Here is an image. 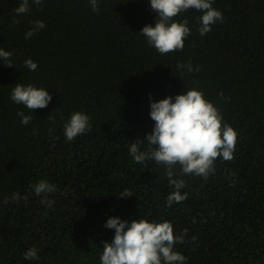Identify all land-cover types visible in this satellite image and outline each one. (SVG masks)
<instances>
[{"label":"trees","instance_id":"trees-1","mask_svg":"<svg viewBox=\"0 0 264 264\" xmlns=\"http://www.w3.org/2000/svg\"><path fill=\"white\" fill-rule=\"evenodd\" d=\"M98 2L93 11L90 0H29L30 12L16 16L21 0H0V49L12 53V67L0 62V264H99L114 236L109 217L171 222L174 235L187 233L174 245L185 264H264V0H213L223 20L204 36L202 13L179 14L191 34L183 50L164 55L139 33L155 23L148 0ZM37 20L45 27L25 39ZM16 84L52 99L31 112L11 100ZM191 89L237 132L234 158H218L206 180L180 176L177 165L187 199L167 206L174 189L166 167L136 163L129 147L152 132L149 97ZM19 111L33 117L29 124ZM74 112L89 117L91 130L67 141ZM41 180L56 186L51 207L32 190ZM125 189L133 196L117 198ZM31 248L38 258L25 260Z\"/></svg>","mask_w":264,"mask_h":264},{"label":"clouds","instance_id":"clouds-1","mask_svg":"<svg viewBox=\"0 0 264 264\" xmlns=\"http://www.w3.org/2000/svg\"><path fill=\"white\" fill-rule=\"evenodd\" d=\"M34 5H41L42 0H31ZM151 10L156 13L154 26L145 25L140 34L146 38L149 47L159 54L181 51L184 40L189 37L191 30L187 19L177 22L175 18L188 10H196L199 17V33L204 36L211 31V26L217 21L222 22L223 14L213 8V0H148ZM93 11H99L98 0H90ZM30 12L29 0H21L15 8L16 16ZM12 24L19 21L14 17ZM34 27L25 33V39L31 38L38 30L45 27L42 21H34ZM12 53L0 49V62L6 67H12ZM25 67L35 71L37 64L31 59L24 61ZM178 70L192 72L191 64H177ZM198 70V69H196ZM223 95L222 93L220 94ZM11 100L17 105L33 112L46 108L52 97L42 87L31 84H16L11 91ZM149 117L154 122L151 134H146L144 141L131 142L129 153L138 164L149 160L166 167L169 185L174 189L167 196V206L180 203L187 199V193H181L185 187L183 179L174 178L177 174L174 168L179 166V175H194L207 179L215 171V161L233 160L237 132L228 124L222 123L220 111L204 98V94L196 89L186 90L184 94L175 97L168 96L156 102L151 101ZM21 123L27 125L32 120L31 115L23 111L17 113ZM91 130L89 117L82 112H74L64 124L63 131L67 141H72L79 135ZM147 143L148 148L141 150V145ZM36 196H43L42 204L51 207L54 201L47 197L57 191L56 186L45 180L33 185ZM133 196L125 189L117 198ZM13 202L21 199L19 193L12 195ZM26 199V197L24 198ZM4 203H8L5 199ZM104 227L114 230L111 242H103L99 264H185L186 257L174 251V245L185 242L186 232L174 235L171 222H154L147 219H134L131 222L122 221L118 217H109ZM195 237L192 238L195 242ZM25 260L37 259V250L31 248L24 254Z\"/></svg>","mask_w":264,"mask_h":264}]
</instances>
